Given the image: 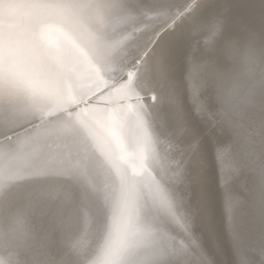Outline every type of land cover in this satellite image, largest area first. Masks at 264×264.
<instances>
[{
  "label": "bare ground",
  "instance_id": "obj_1",
  "mask_svg": "<svg viewBox=\"0 0 264 264\" xmlns=\"http://www.w3.org/2000/svg\"><path fill=\"white\" fill-rule=\"evenodd\" d=\"M0 264H264V0H0Z\"/></svg>",
  "mask_w": 264,
  "mask_h": 264
},
{
  "label": "water",
  "instance_id": "obj_2",
  "mask_svg": "<svg viewBox=\"0 0 264 264\" xmlns=\"http://www.w3.org/2000/svg\"><path fill=\"white\" fill-rule=\"evenodd\" d=\"M135 60H137V58ZM136 67H137V63L132 61L131 63H129L127 65L125 70H123L117 77H115V79L121 77L119 81H121L122 83H125L128 80L127 77H129L130 75H133L135 73ZM115 79L107 81V83L112 82ZM111 85L112 84H106L105 83L102 86H100L99 88L97 87L95 89L97 91H95L94 93H92L90 95L85 94L83 96H79L77 99H75L72 102H69L66 104L63 103L62 105H58L54 108H47V109L45 108L43 113L34 116L30 121H28L29 122V123H27L28 125H23L19 129H21V128L24 129V128H27L28 126L33 127L37 122L44 121L45 118L46 119L48 117L51 118V116L52 117L57 116V114H63V115L68 114L69 116L77 115V113L80 109L82 110L89 105H97L99 107L108 108L110 105H118L119 104L120 107L132 108L131 106L134 105V103H136V104L139 103L136 101H138L140 99H145V98H147V96H149V95H147L145 93H141V92H139V93L134 92L135 94H132V95H129V94L122 95L121 94L120 100L118 102H115V101L110 102V101L105 99V97H106L105 91H107V89H109V87H111ZM122 85L123 84H121V85L120 84H114L111 87V89L116 90L117 87H121ZM19 129L7 131L3 135H1V137H6V136L8 137L7 134L14 133ZM96 150L99 154L101 153L100 150H98V149H96ZM119 164H120V166H123V170L126 173L128 171H130V166L131 167L133 166V164L127 163L125 161H119ZM127 164L129 166H127Z\"/></svg>",
  "mask_w": 264,
  "mask_h": 264
}]
</instances>
